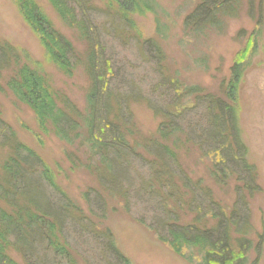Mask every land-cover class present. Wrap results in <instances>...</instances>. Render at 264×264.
Instances as JSON below:
<instances>
[{
  "label": "trees",
  "instance_id": "obj_1",
  "mask_svg": "<svg viewBox=\"0 0 264 264\" xmlns=\"http://www.w3.org/2000/svg\"><path fill=\"white\" fill-rule=\"evenodd\" d=\"M46 1L61 22L76 31L85 46L83 53L77 52L36 0H12L50 62L65 75L80 67L86 73L89 86L85 112L68 95L51 87L39 61L3 38H0V91H8L17 101L25 103L41 127H48L65 144L82 151L83 160L77 157L79 165L96 177L107 197L121 201L126 213L132 193L121 183L119 175L123 168L131 166L132 158L140 157L149 171L148 176L140 179V189L147 198L156 200L161 218L155 222L166 235L139 219L137 222L191 263L198 249L201 264H237L248 247L243 245L249 232L247 196L259 190L257 170L248 161V149L238 124L237 87L245 60L233 61L220 93L209 92L199 85L183 83L176 73L170 72L158 42L141 36L134 15L153 12V0ZM232 5L231 0H198L184 17L183 26L197 34L205 28L220 26V17L235 11H231ZM99 15L105 23L100 26L95 20ZM258 17L264 14L261 12ZM110 37L123 46L134 40L141 58L155 64L162 85L170 87L173 94L163 108L156 107L140 93H120L112 87L118 73L108 53L106 40ZM248 40V44L255 41L252 32ZM138 102L146 103L154 115L162 117L153 135L142 142L134 138L136 122L130 108ZM198 105L203 107L200 122L206 121L198 134L200 141L180 125V119L196 111ZM180 134L202 157L210 158V176L216 183L235 182V200L229 211L214 202L211 205L208 197V202H203L205 198L200 197L197 189L201 180L190 178L176 159L173 147ZM172 137H175L173 147L168 144ZM73 153L67 154L72 161ZM173 164L180 172L175 171ZM44 184L52 195L44 192ZM103 192L88 188L82 193L88 206L85 212L57 184L42 158L18 139L0 111V264H46L48 261L38 252L39 247L52 254L51 264H78L79 260L89 264L66 238L69 222L76 226L77 233L90 234L101 242V252L112 257L108 264H132L118 249L111 229L100 223L108 212ZM204 193L210 194L206 188ZM93 195L97 196L94 201L99 202L95 204L101 213L92 206ZM187 215L190 218L183 219ZM207 218L215 219V224L209 227Z\"/></svg>",
  "mask_w": 264,
  "mask_h": 264
},
{
  "label": "rangeland",
  "instance_id": "obj_2",
  "mask_svg": "<svg viewBox=\"0 0 264 264\" xmlns=\"http://www.w3.org/2000/svg\"><path fill=\"white\" fill-rule=\"evenodd\" d=\"M36 1L49 15L55 27L72 41L77 52L83 53L85 46L76 31L61 22L46 0ZM197 2L198 0H153V12L135 14L134 20L143 38L152 37L158 42L170 72L176 73L185 84H196L206 91L220 93L221 83L228 77L233 61L245 60L237 87L238 124L248 149V161L253 163L257 170L259 190L252 196H247L249 232L243 245L248 247H245V257L237 264H264V17H258L261 12L264 14V0H231V11L235 9L233 14L222 15L220 26L205 28L198 34L185 30L183 26L184 17L193 10ZM103 18L101 15L95 17L99 26L105 24ZM251 32L255 41L248 44ZM0 38L25 50L33 59L39 61L51 87L68 95L76 106L85 112V96L89 86L86 73L80 67L72 74L65 75L50 62L12 0H0ZM106 43L118 73L114 83L112 82V87L117 92L140 93L160 108L172 99V90L162 85L155 64L145 62L141 58L134 40L123 46L110 37ZM249 47H252L253 51L248 55ZM130 108L136 122L134 138L137 142H142L143 138L153 135L162 117L154 115L144 102L132 103ZM202 109L203 107L198 105L196 111L180 119L181 127L196 141H200L198 134L202 127L206 126V121L200 122ZM0 111L2 119L14 129L18 139L42 158L54 173L57 184L87 212L88 206L82 198V193L88 188H94L101 193L103 190L96 177L79 165L77 157L83 160V152L75 146L65 144L48 127H41L29 106L17 101L8 91H0ZM174 138L168 142L171 147ZM177 139L179 141L173 147L176 159L190 178L201 180L197 187L200 197L205 198L201 201L207 203L209 199L211 205L216 203L229 211L235 200V182L230 180L225 185L216 183L210 176V158L202 157L197 148L185 141L181 134ZM71 151L74 152V157L70 156L75 162L67 155ZM145 163L140 157L132 158L131 166L123 168L119 175L121 183L132 193L127 213L123 211L119 199L107 197L103 192L108 203V212L106 218L100 222L101 225L111 229L118 249L132 264H201L198 249H195L194 261L191 263L159 240L153 231L137 222L136 219H139L145 225H151L159 233L165 234L164 230L160 229L161 225L156 223L161 218V212L156 211V200L147 198L140 189V179L149 174ZM174 167L176 172H180V169L175 165ZM205 188L210 193L209 196L204 193ZM43 190L46 194H51L45 184ZM96 195L101 198L99 193ZM96 198L97 196H92V206L101 213L102 210L96 208L99 203L94 201ZM201 212L200 216L208 211ZM184 218L190 217L187 215ZM199 221L200 225L204 223V219ZM205 222L210 227L216 221L207 218ZM75 227L69 222L65 228L68 242L89 264H108L112 257L101 252V242L90 234L77 233ZM38 252L51 264V253L43 247H39ZM14 257L17 258L16 255ZM78 264L84 263L79 260Z\"/></svg>",
  "mask_w": 264,
  "mask_h": 264
}]
</instances>
